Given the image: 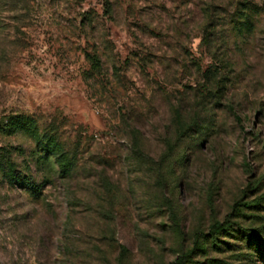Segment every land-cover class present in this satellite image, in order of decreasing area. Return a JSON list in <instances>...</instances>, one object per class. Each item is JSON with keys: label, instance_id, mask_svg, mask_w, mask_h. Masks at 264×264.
<instances>
[{"label": "rangeland", "instance_id": "1", "mask_svg": "<svg viewBox=\"0 0 264 264\" xmlns=\"http://www.w3.org/2000/svg\"><path fill=\"white\" fill-rule=\"evenodd\" d=\"M0 264H264V0H0Z\"/></svg>", "mask_w": 264, "mask_h": 264}, {"label": "trees", "instance_id": "2", "mask_svg": "<svg viewBox=\"0 0 264 264\" xmlns=\"http://www.w3.org/2000/svg\"><path fill=\"white\" fill-rule=\"evenodd\" d=\"M245 22L247 21L245 20ZM94 60L96 62L95 58ZM1 130L6 134L24 132L34 138L36 142L41 145V149L45 154L52 155L54 157L60 175L65 176L72 170V160L63 152L61 146L55 141L54 138L46 136L44 137L43 135L39 134V130L34 118L24 114H14L7 116L1 122ZM1 169L9 181H20L22 183V181H24L23 179H25L14 173L13 165L8 161L1 165ZM25 183L29 185L28 189L31 192H38V188L36 186L30 184L28 181ZM243 235H245L248 241H250V238L253 236L250 231L243 232Z\"/></svg>", "mask_w": 264, "mask_h": 264}]
</instances>
